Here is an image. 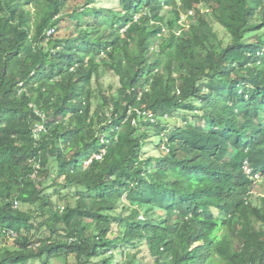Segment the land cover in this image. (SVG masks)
I'll list each match as a JSON object with an SVG mask.
<instances>
[{
    "label": "trees",
    "instance_id": "obj_1",
    "mask_svg": "<svg viewBox=\"0 0 264 264\" xmlns=\"http://www.w3.org/2000/svg\"><path fill=\"white\" fill-rule=\"evenodd\" d=\"M258 172L264 0H0V264H264Z\"/></svg>",
    "mask_w": 264,
    "mask_h": 264
},
{
    "label": "rangeland",
    "instance_id": "obj_2",
    "mask_svg": "<svg viewBox=\"0 0 264 264\" xmlns=\"http://www.w3.org/2000/svg\"><path fill=\"white\" fill-rule=\"evenodd\" d=\"M72 8H73V5H68V7L66 8V11H71ZM209 17L214 18V16L212 14H210ZM215 26H216V30L219 31L221 35H224L223 28L218 24H216ZM100 81L102 82L103 87L105 89H107L110 85L117 87L120 84L118 75L115 74V72L113 70H111L108 66H102ZM177 115L178 114H176V118H177L176 121H178L180 123L181 118H179ZM155 140H156V145H158L159 148L156 149V148H154V146L147 147V154L148 155H152V154L160 155L161 149H163L166 146V144L164 142H160L159 139H155ZM235 153H236V149H232L231 154H235ZM256 178H257V181L255 183L256 184L255 185V192L257 194H263L264 195V173L258 172L256 174ZM48 191L53 192V189H49ZM23 208L29 209L28 206H23ZM36 264H38V263H36ZM51 264H78V262L76 260V257L71 255L68 258L53 259L51 261Z\"/></svg>",
    "mask_w": 264,
    "mask_h": 264
},
{
    "label": "built area",
    "instance_id": "obj_3",
    "mask_svg": "<svg viewBox=\"0 0 264 264\" xmlns=\"http://www.w3.org/2000/svg\"><path fill=\"white\" fill-rule=\"evenodd\" d=\"M43 129H44L43 125H38L36 127V129H35L36 137H38L39 132H41ZM104 152H105V149H103V152L96 154L94 157H96L97 159H101ZM87 163H89V161ZM18 205H19V200L16 199L15 200V207H17ZM11 233H12V235H16V233L14 231H12Z\"/></svg>",
    "mask_w": 264,
    "mask_h": 264
},
{
    "label": "clouds",
    "instance_id": "obj_4",
    "mask_svg": "<svg viewBox=\"0 0 264 264\" xmlns=\"http://www.w3.org/2000/svg\"><path fill=\"white\" fill-rule=\"evenodd\" d=\"M246 168L248 169V171H249V173L251 172V169L248 167V166H246Z\"/></svg>",
    "mask_w": 264,
    "mask_h": 264
}]
</instances>
